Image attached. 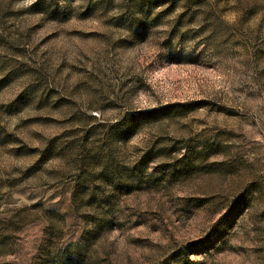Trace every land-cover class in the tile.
<instances>
[{"label": "rangeland", "instance_id": "rangeland-1", "mask_svg": "<svg viewBox=\"0 0 264 264\" xmlns=\"http://www.w3.org/2000/svg\"><path fill=\"white\" fill-rule=\"evenodd\" d=\"M0 264H264V0H0Z\"/></svg>", "mask_w": 264, "mask_h": 264}]
</instances>
